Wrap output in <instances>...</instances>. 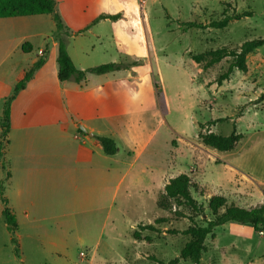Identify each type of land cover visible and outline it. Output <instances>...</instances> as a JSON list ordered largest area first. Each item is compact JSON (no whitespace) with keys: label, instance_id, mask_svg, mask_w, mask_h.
<instances>
[{"label":"rangeland","instance_id":"1","mask_svg":"<svg viewBox=\"0 0 264 264\" xmlns=\"http://www.w3.org/2000/svg\"><path fill=\"white\" fill-rule=\"evenodd\" d=\"M135 3L137 9L131 15L132 20H128L134 23V32L123 35L121 42L110 37L111 25L101 23L94 31L74 35L68 48L76 61L88 54V64L92 65L88 68L126 61L119 52L144 53L142 57L127 56V61L137 64L128 72L133 77H144L143 84L157 91L163 110V124L155 131H152L155 122L146 121L142 136L150 138V144L145 155L154 151L155 156L168 161L166 167L153 165L152 171L151 164L143 160L132 167L129 164L127 181L139 177L152 189L139 194L140 186L133 185L135 194L122 202L120 214H115V209L109 224L119 229L122 245L116 246L125 253L128 264H167L180 257L190 238L146 231L142 236L150 235L153 243L134 246L133 233L138 226L154 224L160 218L167 220L158 225L165 231H184L193 224L191 220L203 226L205 218H213L209 203L216 196L225 198L228 206L264 207V46L247 56L246 72L235 70L222 86L215 82L229 69L232 57L204 70L212 52L238 51L246 42L264 40V0H135ZM243 13L250 16L232 21L222 30L184 26L209 24L224 15ZM15 29L13 25L0 26V52H22L20 43L26 42L12 41L20 36ZM95 33H101L102 37L97 38ZM31 41L35 51L42 44L41 38ZM44 43L47 45V41ZM17 44L19 48L15 49ZM47 48L52 52L50 45ZM197 57L201 63H197ZM17 61L19 58L13 56L6 64ZM234 131L243 138L232 151L220 152L203 143L202 137L206 135L228 137ZM120 143L125 150L138 147V142L128 147ZM7 155L6 151L4 159H0L5 171L9 164ZM181 174L191 177L192 196L203 205L205 218L176 202H172L170 211L158 207V199L165 190L163 184ZM2 206L0 197V264H57L37 235L18 229V243L12 242ZM215 234L214 239L206 240L200 264H264V230L256 232L249 226L226 224L217 228ZM79 245L74 244L71 250L74 261H78L80 251L87 253ZM140 254L144 257L140 258Z\"/></svg>","mask_w":264,"mask_h":264},{"label":"crops","instance_id":"2","mask_svg":"<svg viewBox=\"0 0 264 264\" xmlns=\"http://www.w3.org/2000/svg\"><path fill=\"white\" fill-rule=\"evenodd\" d=\"M56 2L59 15L74 33L84 35L101 23H108L112 28L110 37L121 42L123 35L134 32V23L128 20H132L131 15L137 9L135 0ZM118 14L122 16L118 21L99 20L101 16ZM5 25L16 27L20 36L12 41H25L28 52H23V43H20L22 52H0V107L25 74L43 56L46 59L45 65L11 105L8 171L0 163V183L9 174L3 197L16 216L19 231L37 235L57 264H128L125 253L116 246L122 245L119 229L109 224V219L115 209V214H120L122 202L135 194L133 185L140 186L139 194L152 189L139 177L127 181L129 164L132 167L143 160L151 164V171L153 165H167L168 160H161L154 151L145 155L150 138L142 136L146 121L155 122L152 131L163 124L157 91L143 84L144 77H133L128 70L89 75L81 84L61 83L58 44L52 38L56 28L53 16L0 19V26ZM95 34L97 38L102 37L101 33ZM31 38L42 40L36 51ZM71 38H66L68 47ZM49 45L52 52H48ZM18 48L17 44L15 49ZM68 53L78 69L87 70L92 66L88 64V54L79 56L76 61L69 48ZM119 53L124 60L128 55H144ZM13 56L19 61L6 64ZM165 104L167 107V102ZM95 136L114 139L119 147L118 154L106 155ZM120 142L127 147L138 142V147L125 150ZM166 185L164 183L163 187ZM1 209L3 212L4 207ZM147 236L150 235L143 237ZM132 243L138 246L146 242L134 239ZM74 244L86 248V257H81L80 251L78 261H74L71 252Z\"/></svg>","mask_w":264,"mask_h":264},{"label":"trees","instance_id":"3","mask_svg":"<svg viewBox=\"0 0 264 264\" xmlns=\"http://www.w3.org/2000/svg\"><path fill=\"white\" fill-rule=\"evenodd\" d=\"M37 15H51L54 18L56 25L52 38L58 44V78L61 83L76 82L78 84L87 81L89 75H105L112 72L129 70L131 66L137 65L136 62L120 61L117 63H109L100 65L87 70L78 69L68 53V43L66 38L79 35L74 33L65 24L62 17L57 10L56 0H0V19L17 18V17H29ZM250 16L249 13H243L240 15L227 16L224 15L219 21H214L209 24L187 23L184 24L186 29H225L232 21L241 20L244 17ZM122 18L120 14L115 16H101V19H110L112 21H118ZM264 46V40H254L244 43L238 51L228 52H212L210 54V60L204 66V70L219 64L221 61L228 57L233 58V63L229 69L222 74L215 83L222 86L223 83L230 79V76L235 70L241 72L247 71L246 58L249 54L258 50ZM28 44H25L22 48L23 52H28ZM45 51L43 54L45 55ZM197 63H201V58H196ZM46 63L45 56H43L24 76V78L16 85L13 93L6 98L0 107V159H4L6 151L10 141L8 139L11 130V105L16 99L18 94L25 90L28 83L34 78L36 72L41 69ZM159 89V86H156ZM243 138L242 135L236 131L228 137L206 135L202 137L203 143L206 147H210L220 152H228L234 150L237 143ZM95 139L101 144L104 149V153L108 156H115L119 152V147L115 140L109 137L95 136ZM5 140V141H4ZM9 174L5 181L0 183V197L3 200L4 209L3 216L6 224L12 234V242L17 244L16 232L18 230L17 219L12 210L8 207V201L3 197L5 189V182L8 179ZM193 183L191 177L187 174H181L178 177L171 179L166 185L164 193L158 199V207L165 211H170L172 208V202H176L180 206L188 207L192 212L206 217L204 207L197 200L194 199L191 193ZM209 209L212 213L211 219L205 218L203 220L204 225H198L194 220H191L193 224L184 231L177 230H163L158 228V225H162L167 222L165 218H160L155 221L154 224L140 225L138 230L133 233V238L136 241L144 240L147 244L152 243L150 236L143 237L142 232H150L154 234L167 233L170 235H182L189 237L190 241L182 249L180 257L174 259L167 264H179L180 261H191L194 264H200L203 253L206 251L205 242L210 238H215V231L217 228L226 224H237L241 226H249L256 232L264 230V207H257L254 209H243L234 206H228L227 201L223 197H213L209 203ZM150 260L160 262L155 257H149ZM161 263V262H160Z\"/></svg>","mask_w":264,"mask_h":264},{"label":"water","instance_id":"4","mask_svg":"<svg viewBox=\"0 0 264 264\" xmlns=\"http://www.w3.org/2000/svg\"><path fill=\"white\" fill-rule=\"evenodd\" d=\"M83 132H86V130L82 127V126H80L79 127ZM90 136H93V135H91V134H89Z\"/></svg>","mask_w":264,"mask_h":264},{"label":"built area","instance_id":"5","mask_svg":"<svg viewBox=\"0 0 264 264\" xmlns=\"http://www.w3.org/2000/svg\"><path fill=\"white\" fill-rule=\"evenodd\" d=\"M81 257H86V254L84 252L81 253Z\"/></svg>","mask_w":264,"mask_h":264}]
</instances>
